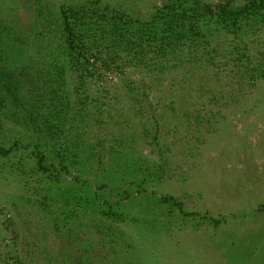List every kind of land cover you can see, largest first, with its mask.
Returning <instances> with one entry per match:
<instances>
[{
	"label": "rangeland",
	"instance_id": "1",
	"mask_svg": "<svg viewBox=\"0 0 264 264\" xmlns=\"http://www.w3.org/2000/svg\"><path fill=\"white\" fill-rule=\"evenodd\" d=\"M92 1L0 0V20L40 31L62 4ZM97 1L138 19L164 2ZM200 2L239 7L246 0ZM248 25L264 34L263 16ZM255 46L251 55L264 53V37ZM222 66L237 69L233 61ZM233 79L223 80L226 94L211 102L188 96L169 104L172 91L159 86L144 110L127 82L104 80L88 98L84 120L78 109L85 97L77 96L75 110L69 106L54 127H44L48 163H59L62 153L81 180L109 183L117 216L92 210L95 188L86 190L71 173L50 177L39 170L34 148H21L0 155V242L9 235L32 264H264V78L228 95ZM15 138L33 135L0 117V143ZM161 194L182 201L184 211L162 202Z\"/></svg>",
	"mask_w": 264,
	"mask_h": 264
},
{
	"label": "trees",
	"instance_id": "2",
	"mask_svg": "<svg viewBox=\"0 0 264 264\" xmlns=\"http://www.w3.org/2000/svg\"><path fill=\"white\" fill-rule=\"evenodd\" d=\"M258 16L264 18V0H246L239 7L164 0L144 19L96 0L62 4L40 31L42 26L19 30L12 22L0 20V117L22 124L33 135L10 140L9 146L0 143V155L34 148L40 171L56 179L71 173L86 190L95 188L92 210L113 219L117 216L112 201L116 196L110 184L81 180L72 174L65 154L61 153L59 163H48L44 127H54L69 106L70 111L75 110L72 106L80 104L77 96L85 97L78 109L84 120L85 104L88 107L94 87L104 80L127 82V93L139 96L138 110L145 109L151 91L159 86L172 91L169 104L188 96L211 102L226 94L222 83L229 77L236 78L237 86L233 79L228 95H237L236 89L247 81L264 78V53L261 49L255 56L248 52L250 45L256 51L255 45L263 43L264 34L247 26ZM7 53L17 59L4 58ZM223 61H233L237 69H224ZM7 62L19 65L11 67ZM64 86H70L69 92ZM96 108V112L110 111ZM124 193L129 194L127 188ZM159 198L184 211L183 202L173 195L161 194ZM9 237L5 234L0 242V264H32ZM45 264L65 263L50 260Z\"/></svg>",
	"mask_w": 264,
	"mask_h": 264
}]
</instances>
